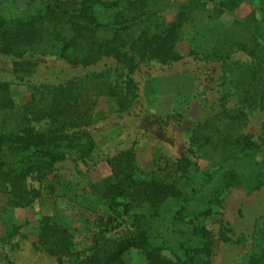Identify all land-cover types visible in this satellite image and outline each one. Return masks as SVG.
<instances>
[{
    "label": "trees",
    "instance_id": "trees-1",
    "mask_svg": "<svg viewBox=\"0 0 264 264\" xmlns=\"http://www.w3.org/2000/svg\"><path fill=\"white\" fill-rule=\"evenodd\" d=\"M243 1L14 0L16 13L12 15L0 7V54L54 56L82 68L112 59L127 72L121 86L110 82L107 73L58 85L33 86L31 99L24 105L17 104L9 86L0 83V195L4 200L0 206V228L4 230L0 244L17 231L14 210L29 207L44 191L40 185L31 186L29 180L40 182L58 164L68 159L86 162L93 155L95 145L86 128L94 123L97 98H114L119 112L128 111L135 88L128 74L142 62L179 61L180 33L194 26L200 14L206 20L203 33L206 30L213 38L212 58L209 53L207 57L224 62L236 52L245 54L251 60L247 67L251 81L241 84L244 94L242 90L236 106L223 107L212 117L215 124L224 118V126L214 128L213 123L203 122L195 127L188 152L193 154L191 148L211 150V135L215 134L223 140L222 152L226 151L220 163L256 157L259 146L249 135L240 134L237 123L244 108L259 107L264 101V36L258 32L260 26L264 27V15L259 21L235 18L230 27L216 21L222 14L235 13ZM168 10L174 11L170 20L164 14ZM189 53L202 55L196 47ZM198 135L203 138L200 142L194 138ZM260 137L264 138V124ZM107 164L109 175L90 184L87 194L106 208L108 221L100 225L91 255L78 264H127V256L135 251L144 255L145 264H211V235L196 224L200 214H185L184 206L174 212L172 222L189 224L193 239L179 242L178 251L168 255L164 252L169 248L153 245L159 235L152 230L164 204L183 196L180 182L187 178L191 167L187 157L172 163L166 177L145 180L135 178L138 169L132 148L108 158ZM225 184L232 185L227 181ZM255 185L264 186V177L255 180ZM112 220H120L132 231L105 238ZM39 231L47 254L58 259L72 255V235L66 228L44 217ZM254 249L247 264H264V228Z\"/></svg>",
    "mask_w": 264,
    "mask_h": 264
},
{
    "label": "rangeland",
    "instance_id": "rangeland-1",
    "mask_svg": "<svg viewBox=\"0 0 264 264\" xmlns=\"http://www.w3.org/2000/svg\"><path fill=\"white\" fill-rule=\"evenodd\" d=\"M2 1L0 7L4 12L16 13L14 0ZM206 6L211 9L210 3ZM262 11L264 0H244L235 13L222 14L216 21L224 27H230L235 18L259 21L264 15ZM164 14L170 20L174 11ZM204 23L206 20L200 14L194 26L181 31L177 45L179 61L142 62L128 74L135 86L128 111L119 112L114 98H97L94 123L86 128L95 145L93 155L86 162L68 159L58 164L40 182L29 180L31 186L40 185L44 191L29 207L12 213L17 231L0 244V264H78L90 256L95 248L94 237L109 215L101 203L87 194L90 184L109 175L108 158L129 148L135 153L137 180L166 177L169 166L184 156L191 162L187 178L180 182L182 198L165 203L154 223L152 232L159 235L153 240L154 246L169 248L164 252L168 255L178 251L179 242L193 239L189 224L172 222L174 212L184 206L185 214H200L196 224L211 235V264H247L264 228V186L255 185V180L264 177V166H260L264 162V138L260 137L264 101L259 107L244 108L237 123L241 126L240 134L249 135L259 146L256 157L220 163L226 151L222 152L223 140L215 134L211 135V150L191 148L193 154L188 152L195 127L203 122L213 123L214 128L224 126L227 122L224 118L215 124L212 117L223 107L236 106L242 90L244 94L241 84L251 81L247 69L251 60L245 54L236 52L224 62L211 59L213 38L206 30L203 33ZM258 32L264 36V27L260 26ZM194 47L202 55H191L189 51ZM102 73L121 86L127 72L112 59L82 68L54 56L0 54V83L9 86L20 105L30 101L33 86L58 85ZM199 136L194 137L198 142L203 139ZM226 181L232 185L226 187ZM3 202L0 195V206ZM208 210L210 213L206 214ZM44 217L71 233L72 255L58 259L42 248L39 230ZM112 221L105 238L121 237L132 231L120 220ZM3 232L0 228V236ZM126 261L145 264L144 255L137 251L127 256Z\"/></svg>",
    "mask_w": 264,
    "mask_h": 264
}]
</instances>
